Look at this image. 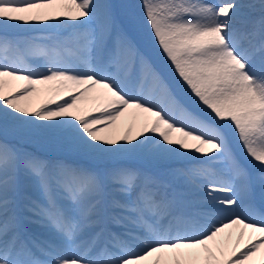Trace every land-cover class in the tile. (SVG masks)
<instances>
[{"label":"snow or ice","instance_id":"1","mask_svg":"<svg viewBox=\"0 0 264 264\" xmlns=\"http://www.w3.org/2000/svg\"><path fill=\"white\" fill-rule=\"evenodd\" d=\"M139 19L144 51L108 3L0 0V125L64 153L0 142V264H264V0Z\"/></svg>","mask_w":264,"mask_h":264},{"label":"rangeland","instance_id":"2","mask_svg":"<svg viewBox=\"0 0 264 264\" xmlns=\"http://www.w3.org/2000/svg\"><path fill=\"white\" fill-rule=\"evenodd\" d=\"M121 1L123 3H125V1H123V0H121ZM121 1L120 0H98V2H100V3H108V4L112 5L113 6V12L115 13V11H116V14L119 17L122 18L121 22H124V24L127 25L126 24L127 23L126 21H128V18L129 19L131 18L134 21L133 16H134L135 13L132 10V8L129 7L130 5H127L126 4V8H125V6H124L123 3L118 4ZM134 3L138 4V6L140 5V2H134ZM139 8H140V6H139ZM97 18H99L101 20L100 16H97ZM126 18H127V20H126ZM21 32L17 33V35L24 36L23 34H21ZM34 32L35 33H39V35L42 34V33L38 32V31H34ZM132 38L137 42V44H138V39L139 40L146 41V39H144L143 36H138L135 32L132 34ZM149 44L146 43V42H142L141 44H138V47H141L142 49H146ZM19 56L22 58V56H21L20 53H19L18 57ZM40 98L41 99L43 98L42 95H41ZM83 103L84 102H82V105H83ZM20 136L23 137V139H22V137L20 138V140H22V142H23V145H22V143H17V141H18L17 139ZM26 136H28V135H26V134L18 131L11 124H9L8 126L0 125V142L7 143L10 146H13V147H15L17 149H19L18 147H23V148H25L26 151H29L31 154L32 153H35L36 151L34 149H31L30 144H25V142H24V141H26L25 139L30 140L31 142H33L34 146H36V147H41V148L43 147V144L45 142L44 139L33 138V137H27V138H25ZM52 149H55L58 152L60 151L55 146L54 143H53ZM55 150L52 151V152L49 150L47 152V155L50 156V157H52L50 161H55V160L64 158V155L63 154L62 155L56 154L57 152H55Z\"/></svg>","mask_w":264,"mask_h":264},{"label":"bare ground","instance_id":"3","mask_svg":"<svg viewBox=\"0 0 264 264\" xmlns=\"http://www.w3.org/2000/svg\"><path fill=\"white\" fill-rule=\"evenodd\" d=\"M121 1V0H120ZM129 0H125V3H123L122 1L121 2H119L118 4H120V3H123V4H127V5H129V2H128ZM133 1V0H132ZM131 1V2H132ZM137 2H140V1H137ZM240 2H242V0H240ZM256 2L258 3L259 2V0H256ZM140 6V5H139ZM125 8H126V5H125ZM128 9V8H127ZM135 12H137V11H140V8L139 7H136L135 9H133ZM242 12H245V13H247V9H242ZM99 16V15H98ZM138 25H140V29L142 30V31H136V33L139 35V36H143L144 37V39H147V36H146V34L143 32V29H142V26H141V23H140V19H139V24ZM26 32H29L30 30H25ZM148 40V39H147ZM149 48H150V46H149ZM145 90L147 91V87L145 88ZM35 102V101H34ZM86 102V103H85ZM84 103H83V106H87V101H85ZM140 117H136V116H134L133 115V113H132V110H130L129 111V113H127V114H125V116L124 117H122L121 118V120L120 121H118V126H120L121 128H123V127H126L127 125H129V124H132V123H134V122H139L140 121ZM22 136H20V137H18V141H17V143H22V145H23V142H22V140H20V138H21ZM27 137H30V136H26L25 138H27ZM22 139H23V137H22ZM26 141H24L25 142V144H30V146H31V149H34L36 152L35 153H32L33 155H35V156H37V157H39V158H41V159H43V160H47V161H49V162H52V161H50L51 160V157L50 156H48L47 155V152L50 150L51 152L52 151H54L55 149H52V147H53V143L52 142H50V141H47V140H45V142H44V144H43V147L41 148V147H36V146H34V144H33V142H31L30 140H27V139H25ZM19 149H21V150H23V151H26L25 150V148H23V147H18ZM26 152H28V153H30L29 151H26ZM55 152H57L56 154H60V155H64V153H62L61 151H56L55 150ZM138 165V167H144L143 166V162H140V161H138V163H137ZM147 166V165H146ZM173 166H175V165H173ZM245 240H247V234L245 235Z\"/></svg>","mask_w":264,"mask_h":264}]
</instances>
